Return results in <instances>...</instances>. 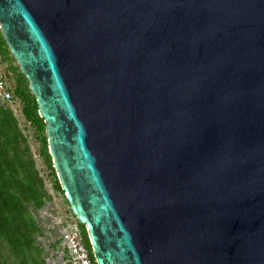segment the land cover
<instances>
[{
	"label": "water",
	"instance_id": "1",
	"mask_svg": "<svg viewBox=\"0 0 264 264\" xmlns=\"http://www.w3.org/2000/svg\"><path fill=\"white\" fill-rule=\"evenodd\" d=\"M97 264H264V0H0Z\"/></svg>",
	"mask_w": 264,
	"mask_h": 264
},
{
	"label": "trees",
	"instance_id": "2",
	"mask_svg": "<svg viewBox=\"0 0 264 264\" xmlns=\"http://www.w3.org/2000/svg\"><path fill=\"white\" fill-rule=\"evenodd\" d=\"M0 62L5 67L6 76L13 80V96L38 142V155L49 170L53 190L63 194L48 152L45 124L38 114L35 97L1 34ZM0 103V264H45L40 248L35 246V237L41 232L29 206L39 210L50 196L44 190L43 180L35 168L26 137L13 110L7 103ZM64 200L67 203L65 197ZM76 223L90 250L84 226ZM64 252L71 264L65 248ZM90 257L93 258L91 251Z\"/></svg>",
	"mask_w": 264,
	"mask_h": 264
},
{
	"label": "rangeland",
	"instance_id": "3",
	"mask_svg": "<svg viewBox=\"0 0 264 264\" xmlns=\"http://www.w3.org/2000/svg\"><path fill=\"white\" fill-rule=\"evenodd\" d=\"M18 108H15L13 115L22 134L26 137L35 168L43 180L44 190L50 196V199L39 210H34L29 206L30 212L41 232L39 236L35 237V246L40 248L45 264H69L66 259L67 255L64 252L61 234L66 223L75 222L76 219L72 215L69 205L65 202L64 195L53 190L49 170L38 155V142ZM54 245L55 247L53 248L52 246Z\"/></svg>",
	"mask_w": 264,
	"mask_h": 264
},
{
	"label": "built area",
	"instance_id": "4",
	"mask_svg": "<svg viewBox=\"0 0 264 264\" xmlns=\"http://www.w3.org/2000/svg\"><path fill=\"white\" fill-rule=\"evenodd\" d=\"M12 81V78L6 76L5 67L0 62V102L7 103L14 112L15 108L19 107V102L13 96ZM61 239L71 264H97L93 254V258L90 257V250L85 244L76 221L66 223Z\"/></svg>",
	"mask_w": 264,
	"mask_h": 264
}]
</instances>
